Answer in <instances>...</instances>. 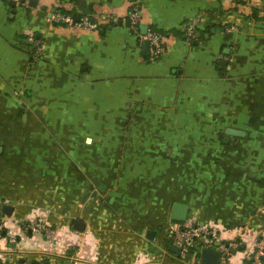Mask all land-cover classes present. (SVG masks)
Segmentation results:
<instances>
[{
    "label": "crops",
    "instance_id": "0c3cea01",
    "mask_svg": "<svg viewBox=\"0 0 264 264\" xmlns=\"http://www.w3.org/2000/svg\"><path fill=\"white\" fill-rule=\"evenodd\" d=\"M0 222V264H189L170 223L264 228V0H0Z\"/></svg>",
    "mask_w": 264,
    "mask_h": 264
},
{
    "label": "built area",
    "instance_id": "2783aa9c",
    "mask_svg": "<svg viewBox=\"0 0 264 264\" xmlns=\"http://www.w3.org/2000/svg\"><path fill=\"white\" fill-rule=\"evenodd\" d=\"M16 2L27 4L28 0H15ZM248 2L249 0H241ZM129 28L137 36L140 42L149 41V59L154 60L159 58L164 52L162 37L152 30L147 29L143 34L140 30L142 26L140 18V8L134 5L128 14ZM111 22H116V18L109 17ZM49 21L53 24H63L68 29H85L96 30L97 24L88 15H83L75 19L71 14H66L59 9L51 13ZM184 35L187 38H193L194 26L187 25L184 29ZM40 52V46L37 48ZM41 220L31 224L30 228L33 231L45 229ZM179 226V225H178ZM170 225L168 229L169 242L177 246L181 250L183 256H187L193 249L199 248L197 255V264L200 262V250L202 248H215L221 254L218 264H232L233 255L243 246V255L241 258L242 264H264V229L259 237L253 240L248 246V240L243 239L242 234L238 239L226 242L220 235L219 228L209 224L190 223L187 226ZM243 229V228H241ZM3 232V224L0 222V235ZM244 232V231H243ZM242 232V233H243ZM198 240V241H197ZM263 258V260L261 259Z\"/></svg>",
    "mask_w": 264,
    "mask_h": 264
},
{
    "label": "water",
    "instance_id": "95a60500",
    "mask_svg": "<svg viewBox=\"0 0 264 264\" xmlns=\"http://www.w3.org/2000/svg\"><path fill=\"white\" fill-rule=\"evenodd\" d=\"M12 2V5H14L16 3L15 0H10ZM33 0H28L29 5H32ZM130 25V23H129ZM148 27L143 25L140 27V30L143 34L146 33ZM24 42L31 44L32 42L29 40H23ZM143 48L145 52V55H147L148 50H149V41L145 40L143 42ZM224 63V61L222 62ZM2 201V206H1V212L3 214L6 215H11L13 212V207L7 205L6 203H4V199L1 200ZM187 213H188V206L185 204H180V203H174L173 204V208H172V212H171V216L170 218L172 220L175 221H185L186 217H187ZM74 228L78 231H82L83 228V222H81L80 220H75L74 221ZM156 232L154 230H148L146 232V236L149 239H154ZM168 234V232H167ZM169 242V240H168ZM169 250H171L172 252L176 253V254H180L181 250L179 247L171 244V242H169V246H168ZM200 262L201 264H218L220 261V257L221 254L218 250H216L215 248H202L200 250ZM263 260V258H261Z\"/></svg>",
    "mask_w": 264,
    "mask_h": 264
},
{
    "label": "rangeland",
    "instance_id": "374dc122",
    "mask_svg": "<svg viewBox=\"0 0 264 264\" xmlns=\"http://www.w3.org/2000/svg\"><path fill=\"white\" fill-rule=\"evenodd\" d=\"M187 222H183V223H181V224H176V223H170L169 225H167L168 226V229H169V226L170 225H174V226H187L188 224H186ZM178 226V227H179ZM264 228H261L260 230H258V232L256 233V234H254V235H252L250 232H251V230H250V228H247V230L245 231V232H243L242 233V237H243V239H246V240H248V244H252V241L253 240H255L258 236H260V234H261V232H262V230H263ZM168 239H169V237H168ZM252 240V241H251ZM198 241V240H197ZM198 252H199V248H195V249H193L190 253H188L187 254V259H186V261L188 260L189 262V264H197V255H198ZM239 264H242V262L240 261L239 262Z\"/></svg>",
    "mask_w": 264,
    "mask_h": 264
},
{
    "label": "trees",
    "instance_id": "16d2710c",
    "mask_svg": "<svg viewBox=\"0 0 264 264\" xmlns=\"http://www.w3.org/2000/svg\"><path fill=\"white\" fill-rule=\"evenodd\" d=\"M60 11H62L63 13H66V14H71L75 19H78L79 17H82L83 15H78V14H75L73 12H69V11H66V10H63V9H59ZM86 15V14H84ZM91 18V17H90ZM92 19V18H91ZM160 35V34H159ZM161 36V35H160Z\"/></svg>",
    "mask_w": 264,
    "mask_h": 264
}]
</instances>
